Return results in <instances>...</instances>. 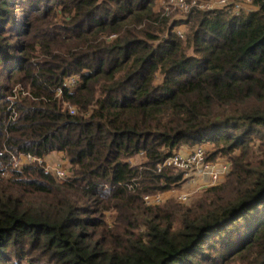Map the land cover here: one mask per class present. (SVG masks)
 <instances>
[{"label":"trees","instance_id":"16d2710c","mask_svg":"<svg viewBox=\"0 0 264 264\" xmlns=\"http://www.w3.org/2000/svg\"><path fill=\"white\" fill-rule=\"evenodd\" d=\"M158 1L0 0V264H264V0L184 20ZM195 146L224 181L147 206ZM54 153L67 179L13 167Z\"/></svg>","mask_w":264,"mask_h":264},{"label":"built area","instance_id":"2783aa9c","mask_svg":"<svg viewBox=\"0 0 264 264\" xmlns=\"http://www.w3.org/2000/svg\"><path fill=\"white\" fill-rule=\"evenodd\" d=\"M193 8L202 10L223 9L233 16H241L248 14L254 10L251 0H216L209 3H200L198 0H167L162 10L169 13L170 9L178 10L184 17L192 11ZM158 10V8L156 9ZM185 27V25H182ZM182 26L176 28V33L184 39V33L179 30ZM80 81L79 76H72L65 80L63 88L75 89ZM63 89L57 90L58 96H61ZM70 113H75V108L69 107ZM145 160V154L141 153L129 160L132 166H138ZM13 167L15 169L22 168L25 165L39 164L43 165L47 172L52 173L56 179L64 180L70 176L69 163L52 162L48 158H40L31 154H21L13 156ZM171 168L182 174V180L179 188H174L165 193L155 195H146L144 201L147 206H159L168 199L173 198L180 204H190L195 195L209 187L216 186L224 181L231 169V162L226 158H217L215 160L208 159L207 149L203 146L183 147L174 152L165 161L157 165V171ZM183 188V191H181ZM187 190H184V189ZM175 189L179 190L176 193ZM171 194V197H169Z\"/></svg>","mask_w":264,"mask_h":264},{"label":"rangeland","instance_id":"374dc122","mask_svg":"<svg viewBox=\"0 0 264 264\" xmlns=\"http://www.w3.org/2000/svg\"><path fill=\"white\" fill-rule=\"evenodd\" d=\"M210 1H211V3L214 2V5H215L216 0H209L207 3H209ZM164 5H167V0H160V1H158L156 3L155 8L156 9L158 8V10H162V8H163ZM173 13H175L174 14V18L175 19H178V20H184V19H186V17H184V15H182V13H180L178 10L170 9L169 14H173ZM179 30H182L184 32L185 31V27L182 26ZM207 152H209V149H207ZM175 190H176V193H179V190H181V189H175ZM184 190H187V189L185 188ZM181 191H183V188H182ZM169 197H171V194H169Z\"/></svg>","mask_w":264,"mask_h":264},{"label":"crops","instance_id":"0c3cea01","mask_svg":"<svg viewBox=\"0 0 264 264\" xmlns=\"http://www.w3.org/2000/svg\"><path fill=\"white\" fill-rule=\"evenodd\" d=\"M47 158L49 161H52V162H59L60 161V162H63V164L67 163V161L64 158L63 153H54Z\"/></svg>","mask_w":264,"mask_h":264}]
</instances>
